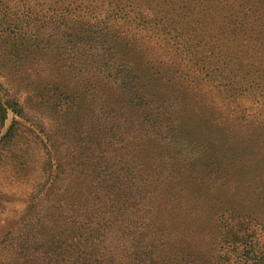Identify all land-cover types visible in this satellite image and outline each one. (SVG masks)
<instances>
[{"label":"rangeland","instance_id":"1","mask_svg":"<svg viewBox=\"0 0 264 264\" xmlns=\"http://www.w3.org/2000/svg\"><path fill=\"white\" fill-rule=\"evenodd\" d=\"M253 1L0 0V138L14 123L0 158V264L41 251L45 235L23 231L30 217L44 222L56 199L72 208L82 198L71 176L82 149L74 137L105 130L99 109L120 96L106 81L96 95L81 84L97 85V70L122 77L126 69L152 106H166L177 141L144 136L135 123L108 152L142 185L126 212L143 221L153 258L264 264V22ZM91 34L107 41L116 68H93L100 53L84 44ZM62 45L61 56L53 48ZM53 80L69 99L48 90Z\"/></svg>","mask_w":264,"mask_h":264},{"label":"trees","instance_id":"2","mask_svg":"<svg viewBox=\"0 0 264 264\" xmlns=\"http://www.w3.org/2000/svg\"><path fill=\"white\" fill-rule=\"evenodd\" d=\"M257 2H261L258 6V13L264 22V0L253 1L255 4ZM183 9L188 10L187 5H184ZM157 12L154 14L156 18H158V14H163L160 9ZM186 14L188 13H182L183 18ZM249 16L245 14V17L249 18ZM175 31L177 28L174 27L171 32L175 33ZM65 36L74 39L77 35L70 33L65 34ZM86 41L88 42H84V44L87 45L88 49L90 47L95 48L94 45L96 44L99 46L100 56L96 61L91 59V64L95 70L98 67L101 70L116 68L115 63L109 59L107 53L111 48L105 44L107 41L102 38L101 34L97 36L91 34ZM65 42L72 44L71 47H67V50H70V54H72L71 50L75 48V42L73 40ZM89 43H92L93 46L88 47ZM63 46H57L53 50L62 56L66 53ZM254 53L257 55L256 50ZM260 54L261 57L263 56L261 58L263 62L264 46L260 49ZM65 59L68 61L67 57ZM96 72L98 84H81L80 88H82L83 93L96 95L101 82L106 81L105 89L107 91L113 95H117L119 92V103L110 105V108L100 107V120L105 118L109 122L105 130L103 125H96L97 128L93 131L92 137L83 138L78 135L74 137V144L77 147L82 146V149L77 148L76 164L78 167L74 174L71 173V176L77 184L76 192L83 196L72 208L68 205L67 200L56 199L53 204L57 205L50 211V216L45 217L44 222H41L40 218L33 219L30 217L23 230L24 233L33 236L40 232L45 235V239L41 242V251L32 248L39 254L34 256L28 254V258L23 259L25 264H158L152 256V237L148 234L146 227L143 226V221L126 212L129 204H133L134 197L141 193L140 187L142 185L140 182L141 186L134 184L135 173L128 170L130 168L128 162L123 165V163L108 156V152H115L118 145H115L114 142L119 140L120 143L123 140L121 136L127 135L125 133L129 129L127 127L135 125V123H137V130L144 136L152 138L173 137V131L168 122L169 116L165 113L166 106L164 107L163 102L160 101L157 102L159 106H152L149 100L145 98L143 89L139 87V75L137 76L133 71L132 74L135 75L132 76L130 70H124L125 75L122 77L111 75V73L106 74L100 70ZM58 82L53 80L52 84L47 86L48 90L56 91L62 99H69V94L64 95L65 90L60 87ZM56 102L57 100H54L53 104H58ZM10 104L11 107L21 110L19 104H16L17 106H14L13 102ZM1 110L0 121L4 120L6 111ZM14 112L16 113V111ZM20 114L18 111L15 115L19 116ZM132 120L133 122H131ZM13 125L14 123L7 128L6 134L0 138V158L2 149L11 146ZM173 138L176 141L175 136ZM85 139L92 143H88ZM170 139L166 141V146H168ZM86 151L91 153L87 154ZM91 159L93 160L90 161ZM59 174H65L62 167L54 174L47 175V179L52 181ZM42 187L43 184L37 186L40 188V192ZM22 245L23 243L20 246Z\"/></svg>","mask_w":264,"mask_h":264}]
</instances>
